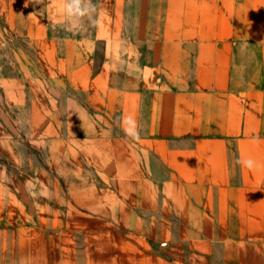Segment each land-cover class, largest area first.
<instances>
[{
  "label": "crops",
  "instance_id": "crops-1",
  "mask_svg": "<svg viewBox=\"0 0 264 264\" xmlns=\"http://www.w3.org/2000/svg\"><path fill=\"white\" fill-rule=\"evenodd\" d=\"M92 3L0 0V264H264V0ZM23 110L66 188H25Z\"/></svg>",
  "mask_w": 264,
  "mask_h": 264
},
{
  "label": "rangeland",
  "instance_id": "rangeland-1",
  "mask_svg": "<svg viewBox=\"0 0 264 264\" xmlns=\"http://www.w3.org/2000/svg\"><path fill=\"white\" fill-rule=\"evenodd\" d=\"M5 29V23L0 20V58H2V52L11 51V49L16 48V46H20L26 53H28L29 56H32L31 52L33 39L29 38L26 35V32L24 36L17 38L15 35L12 36L7 33ZM28 98L29 97H27V99ZM23 116L24 118L22 119V124H24L23 126L25 128V133L23 135L25 144V165L23 167L24 173L26 175V181L24 182L25 188H66V182L63 180L65 174L60 170L69 169L70 167L63 166V163H61L62 165H50L49 161H55L59 163L58 160L50 158V153H52L49 145L50 136L48 134L36 135L32 133L31 111L23 110ZM84 169L86 174L88 173L91 175V172H88V167H84ZM16 170V167H9L10 173H16ZM55 176H59L60 178H55ZM92 176L96 177V175L94 174ZM81 185L82 183H80L79 181L73 182L74 187H80ZM83 186H86L89 189H112L113 183L108 181L101 182L95 180L83 183Z\"/></svg>",
  "mask_w": 264,
  "mask_h": 264
},
{
  "label": "clouds",
  "instance_id": "clouds-1",
  "mask_svg": "<svg viewBox=\"0 0 264 264\" xmlns=\"http://www.w3.org/2000/svg\"><path fill=\"white\" fill-rule=\"evenodd\" d=\"M64 8L69 20V27H78L85 20L92 25L98 23L94 18L96 5L92 3V0H64ZM122 123L125 134L134 140H138L140 137V125L138 122L134 118L126 116L123 118ZM237 163L250 170L258 167L252 159L238 160Z\"/></svg>",
  "mask_w": 264,
  "mask_h": 264
}]
</instances>
